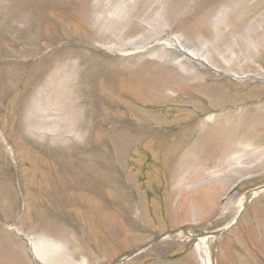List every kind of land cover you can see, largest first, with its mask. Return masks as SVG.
Masks as SVG:
<instances>
[{"label": "rangeland", "instance_id": "rangeland-1", "mask_svg": "<svg viewBox=\"0 0 264 264\" xmlns=\"http://www.w3.org/2000/svg\"><path fill=\"white\" fill-rule=\"evenodd\" d=\"M261 187L264 0H0V264H264Z\"/></svg>", "mask_w": 264, "mask_h": 264}, {"label": "water", "instance_id": "water-1", "mask_svg": "<svg viewBox=\"0 0 264 264\" xmlns=\"http://www.w3.org/2000/svg\"><path fill=\"white\" fill-rule=\"evenodd\" d=\"M264 191V187L255 189L254 191L250 192L247 194V199L246 202L244 203V207L243 209L246 207L247 203L250 200V196H252L253 193H257V192H261ZM243 209L240 211L239 216L237 217L236 221H238L240 215L242 214ZM189 228L188 227H181L179 229L176 230H172V231H166L160 235L155 236L153 239H151L150 241H148L147 243L140 245L139 247H136L130 251H127L125 253H123L122 255H120L119 257H117L116 259H114L113 261H111L108 264H121L122 262L132 259L133 257L139 255L140 253H142L143 251H145L146 249H148L149 247H151L152 245L156 244L157 242L163 240L164 238H167L169 236L172 235H176L179 233H182L184 236L190 237L191 239H207L209 237H218L221 235H224L226 232H228L229 229H226L224 231H220V232H212V233H201L198 235H191L189 233Z\"/></svg>", "mask_w": 264, "mask_h": 264}, {"label": "bare ground", "instance_id": "bare-ground-1", "mask_svg": "<svg viewBox=\"0 0 264 264\" xmlns=\"http://www.w3.org/2000/svg\"><path fill=\"white\" fill-rule=\"evenodd\" d=\"M55 90H58V87L55 88ZM55 97H56L55 96V91L50 90V93L47 95V101H48L47 103H49L51 101H52V103H54L53 101H55V99H54Z\"/></svg>", "mask_w": 264, "mask_h": 264}]
</instances>
